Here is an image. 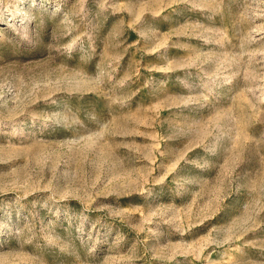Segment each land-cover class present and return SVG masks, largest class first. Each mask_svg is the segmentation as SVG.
Instances as JSON below:
<instances>
[{
    "label": "rangeland",
    "instance_id": "1",
    "mask_svg": "<svg viewBox=\"0 0 264 264\" xmlns=\"http://www.w3.org/2000/svg\"><path fill=\"white\" fill-rule=\"evenodd\" d=\"M0 264H264V0H0Z\"/></svg>",
    "mask_w": 264,
    "mask_h": 264
}]
</instances>
